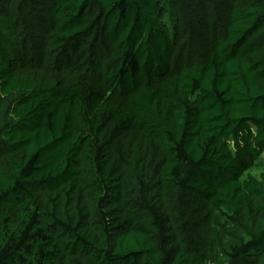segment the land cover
Masks as SVG:
<instances>
[{"label": "trees", "instance_id": "1", "mask_svg": "<svg viewBox=\"0 0 264 264\" xmlns=\"http://www.w3.org/2000/svg\"><path fill=\"white\" fill-rule=\"evenodd\" d=\"M0 264H264V0H0Z\"/></svg>", "mask_w": 264, "mask_h": 264}, {"label": "rangeland", "instance_id": "2", "mask_svg": "<svg viewBox=\"0 0 264 264\" xmlns=\"http://www.w3.org/2000/svg\"><path fill=\"white\" fill-rule=\"evenodd\" d=\"M194 203V202H193ZM196 205V203L193 205V209L195 208L194 206ZM194 214H195V211H193ZM196 216H198V214H196ZM197 231L199 233L200 236H204L205 235V230L203 228L202 225H199L198 228H197ZM204 244H207V241H206V237L204 236Z\"/></svg>", "mask_w": 264, "mask_h": 264}]
</instances>
